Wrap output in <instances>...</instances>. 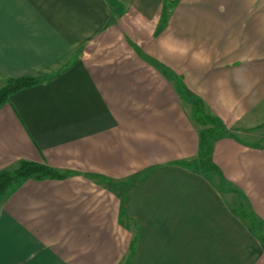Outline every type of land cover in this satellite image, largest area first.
Segmentation results:
<instances>
[{"label":"crops","instance_id":"0c3cea01","mask_svg":"<svg viewBox=\"0 0 264 264\" xmlns=\"http://www.w3.org/2000/svg\"><path fill=\"white\" fill-rule=\"evenodd\" d=\"M24 78L40 83L0 107V172L68 176L0 199V264H264L189 166L200 100L224 131L208 162L264 236V0H0V91Z\"/></svg>","mask_w":264,"mask_h":264},{"label":"trees","instance_id":"16d2710c","mask_svg":"<svg viewBox=\"0 0 264 264\" xmlns=\"http://www.w3.org/2000/svg\"><path fill=\"white\" fill-rule=\"evenodd\" d=\"M40 81L33 78H24V79H12L9 80L6 86L0 91V107L4 105L8 98L27 88H31L39 84ZM195 120L198 124L202 126H207L209 121L217 123L215 119L206 114V109L202 101L198 100L195 102ZM217 133V132H216ZM222 132H218L217 136H222ZM216 135L211 132H202L200 135V157L205 155L208 157V152L212 146L213 140L216 138ZM210 140V141H209ZM188 166V165H186ZM217 172L218 170L214 168ZM67 174H61L50 168L45 164H36L29 162H21L19 168L14 172H0V199L5 195L8 189L14 185L21 184L23 181L34 178L36 180L42 179H54V180H63L67 177ZM246 217V216H245ZM249 220H256L254 215L247 216ZM255 222V221H254ZM260 225L259 231L255 232L253 224L250 225V231L258 237L261 243L264 245V236H263V225L259 221Z\"/></svg>","mask_w":264,"mask_h":264},{"label":"rangeland","instance_id":"374dc122","mask_svg":"<svg viewBox=\"0 0 264 264\" xmlns=\"http://www.w3.org/2000/svg\"><path fill=\"white\" fill-rule=\"evenodd\" d=\"M204 128H205V130H204L205 132H207V131L211 132V133L216 135L215 137H217V133L219 131L224 133V131L220 128V125H219L218 122L214 123L212 121H209L208 125L204 126ZM234 132L241 133V134L237 133L236 135H238V136L241 135L242 136V140H244V142H246V141L249 142L248 139H249V137H251L250 136L251 135L250 128H247L246 130L245 129H241L239 131H234ZM254 132H255V134L257 133L256 130ZM258 134L262 135V141L261 142L264 144V125L261 128H259V133ZM232 135L235 136V134H232ZM259 144H261V143H259ZM208 155H209V152H208ZM189 166L193 167L196 171L202 172V174L204 176H206V178L212 180V183L214 184V186H216L218 188V190L222 194H224V196L226 198V202L228 204V207L230 208L232 213L235 216L239 217L240 219L245 220L248 223V225H249V229H250V225L253 224L254 228L256 229L255 232L259 231L260 225H259L258 222L260 220L258 219L256 214L251 210V207H250L248 201L246 200L245 196L236 187H234L228 181H225L220 176V174H217L218 171L216 172L214 170V167L211 166L210 163L208 162V157L203 155V156L199 157V159L197 161H194L193 163L189 164ZM16 170H14V171H16ZM14 171H6V172H14ZM251 215H254V218H256L257 221L252 219L253 222H251V220H249L247 218V216L249 217ZM262 225H263V223H262ZM134 230H138V228L132 226V231H134ZM133 233L135 235V232H133ZM137 240H138V238L136 237V238H134L135 243L132 242V254H131V256H133L134 246L137 244V242H136Z\"/></svg>","mask_w":264,"mask_h":264}]
</instances>
